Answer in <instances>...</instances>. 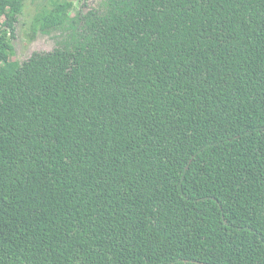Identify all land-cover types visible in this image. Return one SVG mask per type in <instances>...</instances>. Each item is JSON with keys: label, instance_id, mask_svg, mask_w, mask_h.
Listing matches in <instances>:
<instances>
[{"label": "trees", "instance_id": "obj_1", "mask_svg": "<svg viewBox=\"0 0 264 264\" xmlns=\"http://www.w3.org/2000/svg\"><path fill=\"white\" fill-rule=\"evenodd\" d=\"M0 0V264H264V0H50L12 59Z\"/></svg>", "mask_w": 264, "mask_h": 264}, {"label": "rangeland", "instance_id": "obj_2", "mask_svg": "<svg viewBox=\"0 0 264 264\" xmlns=\"http://www.w3.org/2000/svg\"><path fill=\"white\" fill-rule=\"evenodd\" d=\"M74 7L72 15L76 11L82 10L87 12L94 8H100L103 0H73ZM50 6V0H26L23 12L18 16L16 23L15 38L13 39L14 51L12 59L23 61L28 59L34 51H50L59 45L60 37L65 38L61 29L55 30L48 34L41 31H35L34 21L38 13L45 7Z\"/></svg>", "mask_w": 264, "mask_h": 264}]
</instances>
